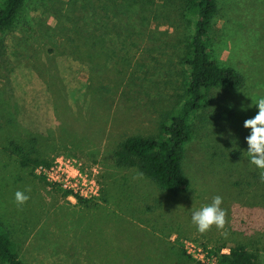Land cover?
<instances>
[{
	"label": "rangeland",
	"instance_id": "374dc122",
	"mask_svg": "<svg viewBox=\"0 0 264 264\" xmlns=\"http://www.w3.org/2000/svg\"><path fill=\"white\" fill-rule=\"evenodd\" d=\"M183 1L25 0L0 35V224L25 264H211L209 248L237 243L264 264V182L247 162L243 127L257 111L251 98L264 97V0H216L211 55L245 83L211 88L191 117L188 189H162L114 160L126 136L158 135L183 98L192 31ZM10 140L43 167L72 161L67 169L91 178L97 195H70L38 165L20 166ZM215 195L225 226L199 233L191 211Z\"/></svg>",
	"mask_w": 264,
	"mask_h": 264
},
{
	"label": "trees",
	"instance_id": "16d2710c",
	"mask_svg": "<svg viewBox=\"0 0 264 264\" xmlns=\"http://www.w3.org/2000/svg\"><path fill=\"white\" fill-rule=\"evenodd\" d=\"M25 0H0V35L11 26ZM183 16L191 25L187 49L183 57L186 71L184 95L178 106L161 122L156 136L129 135L120 141L113 152L117 165L134 166L151 178L162 189L186 191L189 182L181 161L184 145L192 138L190 120L195 112L209 103L211 88H240L244 76L233 66L213 59L210 48L211 19L217 11L216 0H184ZM6 150L16 155L22 167L35 168L47 164L33 148L10 140ZM67 194V193H66ZM78 200H84L79 196ZM182 253L185 252L182 250ZM216 264H255L257 255L246 245L237 243L228 247L209 248ZM188 257V254H185ZM0 264H25L19 257L16 244L0 224Z\"/></svg>",
	"mask_w": 264,
	"mask_h": 264
},
{
	"label": "clouds",
	"instance_id": "9594fccd",
	"mask_svg": "<svg viewBox=\"0 0 264 264\" xmlns=\"http://www.w3.org/2000/svg\"><path fill=\"white\" fill-rule=\"evenodd\" d=\"M253 105L257 109L255 115L243 121V127L248 130V134L244 137L247 144L244 150L248 164L259 173L260 181L264 182V97H258L254 102L251 98L248 107ZM29 191L27 188L15 191L14 201L17 206L24 205L29 200ZM222 203L223 197L215 195L209 203L192 209L190 221L197 232L205 233L213 226L217 229L224 228L226 211L221 207ZM171 239L174 240L175 236L173 235Z\"/></svg>",
	"mask_w": 264,
	"mask_h": 264
},
{
	"label": "built area",
	"instance_id": "2783aa9c",
	"mask_svg": "<svg viewBox=\"0 0 264 264\" xmlns=\"http://www.w3.org/2000/svg\"><path fill=\"white\" fill-rule=\"evenodd\" d=\"M68 164L72 165V161L59 160L48 166L43 167L38 165L36 167V171L42 172L46 178L52 182L60 184L65 190L69 192L70 195H79L82 197H91L97 195L98 186L94 183V181L90 178L82 177L77 169L74 172L70 171L68 168ZM202 257V254L200 255ZM211 264H216L214 257L211 258Z\"/></svg>",
	"mask_w": 264,
	"mask_h": 264
}]
</instances>
